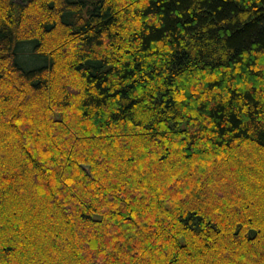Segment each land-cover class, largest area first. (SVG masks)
I'll list each match as a JSON object with an SVG mask.
<instances>
[{
  "label": "trees",
  "instance_id": "trees-1",
  "mask_svg": "<svg viewBox=\"0 0 264 264\" xmlns=\"http://www.w3.org/2000/svg\"><path fill=\"white\" fill-rule=\"evenodd\" d=\"M0 264H264V0H0Z\"/></svg>",
  "mask_w": 264,
  "mask_h": 264
},
{
  "label": "rangeland",
  "instance_id": "rangeland-1",
  "mask_svg": "<svg viewBox=\"0 0 264 264\" xmlns=\"http://www.w3.org/2000/svg\"><path fill=\"white\" fill-rule=\"evenodd\" d=\"M19 1V0H18ZM21 1V0H20Z\"/></svg>",
  "mask_w": 264,
  "mask_h": 264
}]
</instances>
